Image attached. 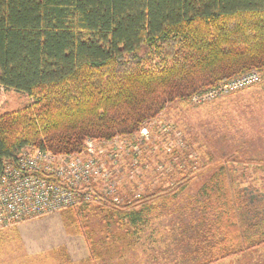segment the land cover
<instances>
[{"label":"trees","instance_id":"trees-1","mask_svg":"<svg viewBox=\"0 0 264 264\" xmlns=\"http://www.w3.org/2000/svg\"><path fill=\"white\" fill-rule=\"evenodd\" d=\"M153 57L159 62L148 68ZM252 72L264 75V0H0V86L32 99L0 116V175L25 148L76 155L88 141L135 138L168 104ZM223 162L199 191L205 234H219L222 250L198 264L264 246L263 209L241 205L251 169L239 177L233 157ZM191 169L123 203L116 186L107 195L92 184L78 206L60 213L107 211L135 232L189 188ZM87 242L96 263L94 240Z\"/></svg>","mask_w":264,"mask_h":264},{"label":"rangeland","instance_id":"rangeland-1","mask_svg":"<svg viewBox=\"0 0 264 264\" xmlns=\"http://www.w3.org/2000/svg\"><path fill=\"white\" fill-rule=\"evenodd\" d=\"M158 62L153 57L146 66L155 67ZM210 90L193 96L189 102L168 104L135 138L97 145V151H102V171L117 187L115 196L121 203L134 199L137 193L168 186L191 168L194 171L189 188L169 205H159L148 226L133 232L124 222L108 216L107 211H92L82 217L66 212L42 216L0 231V264L206 261L205 252L210 245L200 220L206 209L202 205L204 195L199 191L225 159H235L239 177L241 168L251 169L245 176L246 184L241 186L248 199H241V205L249 211L253 206L264 210V167L256 172L245 167L258 163L264 166V81L213 99L206 97ZM31 103L28 94L0 87V116L20 111ZM111 151L116 157L109 155ZM179 164L181 169H175ZM101 188L110 191L106 185ZM193 209L200 210L196 218ZM80 223L83 234L78 230ZM88 237L96 245V263L90 258ZM259 253L254 252L256 259L264 260V249Z\"/></svg>","mask_w":264,"mask_h":264},{"label":"built area","instance_id":"built-area-1","mask_svg":"<svg viewBox=\"0 0 264 264\" xmlns=\"http://www.w3.org/2000/svg\"><path fill=\"white\" fill-rule=\"evenodd\" d=\"M262 81L263 74L252 72L219 84L207 92L206 97L213 99L242 91ZM98 144L106 146L88 141L86 151L76 155L54 154L29 147L21 152L16 161H6L0 175V231L78 206L81 193L92 184L106 185L110 191L101 189L107 195L114 193L115 185L110 183L109 175L102 171V151H97ZM109 155L116 157L112 151ZM86 199L91 201V195Z\"/></svg>","mask_w":264,"mask_h":264},{"label":"crops","instance_id":"crops-1","mask_svg":"<svg viewBox=\"0 0 264 264\" xmlns=\"http://www.w3.org/2000/svg\"><path fill=\"white\" fill-rule=\"evenodd\" d=\"M250 179V178H249ZM251 180V179H250ZM243 185L246 184V180L243 179ZM258 186V184H257ZM261 192V191H259ZM263 213H264V210H263ZM264 215V214H263ZM19 230V229H17ZM216 232H214V236L206 242L208 243L210 246H209V250H208V259H213V257L215 255H220V251L219 250H222V248H219V243H220V235H215ZM205 244V242H204ZM225 249V248H224ZM264 249V246L260 247V248H257V249H254L250 252H248L247 254L245 253L244 255H238V256H233V257H229V258H224L223 260L217 262L216 264H264V260H257L256 257L254 256V252L256 253V255H260V251ZM206 253V252H205ZM206 253V254H207ZM200 256V254H198ZM205 260V259H203ZM206 260V261H207ZM200 261V260H199Z\"/></svg>","mask_w":264,"mask_h":264}]
</instances>
